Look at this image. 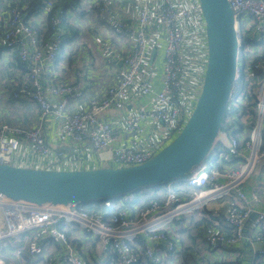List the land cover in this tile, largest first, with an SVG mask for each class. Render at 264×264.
<instances>
[{
  "label": "built area",
  "instance_id": "built-area-1",
  "mask_svg": "<svg viewBox=\"0 0 264 264\" xmlns=\"http://www.w3.org/2000/svg\"><path fill=\"white\" fill-rule=\"evenodd\" d=\"M30 1L0 0L3 4L0 47L5 54H15L27 66L22 82L13 84V97L31 102L43 122L50 115L58 119L64 134L77 146L88 144L92 151L100 154L111 150L110 159L116 168L150 161L166 145L163 141H168L180 125L183 128L187 123L199 98L193 90L188 92L191 79V87L196 89L201 63L208 60L205 21L199 1L155 0L153 5L151 0H143L132 26L109 17L110 36L129 38L132 45L122 58L117 81L106 88L101 99L92 98L76 110H71L70 106L84 97L79 77L66 82L49 73H54L65 47L68 35L65 25H81L77 6L93 11L96 7L103 15L108 3L98 7L101 0H67L71 4L68 6L59 4L58 0H45L36 12L29 10ZM228 2L238 34V63L221 130L208 156L185 177L174 180L176 183L169 182L162 202L154 201L146 209L133 212L121 207L107 216L109 220L105 211H87L78 205L39 206L13 201L0 193V264H6L1 252L8 247L13 248V255L21 264L30 261L91 264L80 253L81 246L78 250L62 228L68 224L76 225L82 233L99 240L100 256L106 264L145 261L170 264L169 260L176 256L173 225L179 219L190 221L192 215L204 211L209 203L226 197L233 201L225 215L210 214L215 220L201 233L207 247H235L243 241L264 245V209H256L264 204V180L256 176V170L264 161V0ZM88 16L90 14L86 13ZM154 23L160 24L165 32L162 90L158 93L144 77L151 50L148 33ZM187 23L205 33L204 44L199 43L201 51H196L199 44L185 50ZM27 89L31 91L29 95ZM137 95L149 96V105L138 107L125 121V132L136 139L130 146L112 150L117 135L113 123L105 116L115 105L131 101ZM50 96L57 100L51 102ZM154 123L161 124L165 133L156 145L143 146L140 138L146 136L148 125ZM24 143L47 163L46 166L55 169L65 166L62 161L58 162L66 160L65 154L47 144L42 122L29 131L0 123V163L14 166L13 158ZM68 164L72 167V163ZM179 186L194 189V192L186 195L179 191ZM111 203L106 201L105 206L111 207ZM120 206L121 201L117 207ZM253 213L257 215L256 221L248 227ZM218 220H222L228 234L219 231ZM29 231H33L35 237H22ZM49 247L55 250L49 252ZM258 256V264H264V248L258 251Z\"/></svg>",
  "mask_w": 264,
  "mask_h": 264
},
{
  "label": "crops",
  "instance_id": "crops-1",
  "mask_svg": "<svg viewBox=\"0 0 264 264\" xmlns=\"http://www.w3.org/2000/svg\"><path fill=\"white\" fill-rule=\"evenodd\" d=\"M44 1L34 0V3L36 2L37 4L36 12L43 6ZM142 2L143 0H101L97 4L98 7L104 3H108V10L103 15L99 14V10L96 7H94L95 10L93 11L87 7L77 6L81 25L79 27L72 23L65 25V32L68 34L65 47L61 52L58 62L55 64L54 73H49V76L55 75L66 82L73 81L76 77H79V80L83 83L84 97L77 104H72L70 106L71 110L80 109L92 98L101 99L106 88L117 81L119 70L122 66V58L132 44L129 38L110 36L112 28L107 20L109 17H113L115 20H122L128 25H135ZM58 3L71 5L67 0H58ZM151 3L153 5L156 4L155 0H151ZM0 9H3L2 3L0 4ZM86 13H89L90 16L86 17ZM72 21H75V19ZM187 27L194 30L192 23H187ZM148 34L151 50L149 62L144 71V77L149 79L154 92L158 93L162 90L165 32L160 24L154 23L150 27ZM154 49L156 50V55L153 62H151V53ZM18 66V59L15 55L10 56L9 54H5L2 49L0 50V98H3L5 107L9 105L10 110L18 113L14 117V121L5 120L7 123L4 124L31 129L33 126L28 127L24 123L30 124L35 114H38L37 121L43 123L47 144L56 152H63L66 160H58V162L62 161L65 165L59 169L48 167L46 166L47 163L43 162L40 156L33 153L31 147L24 143L21 151L13 158V165L27 169L50 168L55 171H87L100 168H116V165L110 159L111 150L100 154L92 151L88 144L77 146L73 143L70 136L64 134L61 122L58 119L50 115L43 122L39 119L38 109L31 102L13 97L12 82L15 81L16 77L22 76L21 71L24 70ZM206 67L207 61L203 60L201 63V73L197 78L199 83L196 87L197 96H199L202 89ZM56 100V97L50 96L51 102ZM145 105H149V96L137 95L131 101L115 105L105 116L107 120L113 123L114 131L117 135V140L114 142L112 150L118 147L130 146L131 142L136 139L133 134L125 132V121L138 107ZM34 112L36 113L34 114ZM8 115L9 112L7 110H0V118L2 116L7 117ZM164 133V127L161 124H150L148 125L146 136L140 138L142 139L141 144L147 147L154 146L160 142ZM68 163H72V167ZM263 165L264 161L256 170V176L262 180H264ZM179 187H181L179 191L182 189V193L194 192V189H187L184 186ZM152 192L150 191V193ZM232 201L231 198L227 197L223 200L213 201L204 208V211L192 215L190 221L179 219L173 225L176 256L175 259H171L169 262L171 263L172 261L173 264H188L192 261L193 264H218L219 262L237 261L239 264H257L260 260L258 251L264 248V245L261 243L243 241L235 247L219 245L215 249H209L201 238V233L206 228L205 224L208 223L207 221L212 222L215 220V217L210 214L217 212L218 217L224 216ZM115 204H118V202ZM261 208L264 209V204L259 207L256 206V209L260 210ZM256 218L257 215L253 213L248 227L252 226ZM218 222L220 223L218 226L219 231L228 234L229 231L221 224L222 220H218ZM62 227L69 237H75L76 242H73V244L77 246L78 250L79 245L81 246L83 251L79 252L87 260L90 259L89 262L91 264H95V262L103 264L98 259L101 258L100 249L102 247L98 239L82 233L74 224L63 225ZM258 244L260 247H258ZM54 250L55 247H49L48 249L49 252ZM161 251L164 252V249ZM4 259L7 260L6 264L22 263L13 257V255L5 254ZM42 264H45V262Z\"/></svg>",
  "mask_w": 264,
  "mask_h": 264
},
{
  "label": "water",
  "instance_id": "water-1",
  "mask_svg": "<svg viewBox=\"0 0 264 264\" xmlns=\"http://www.w3.org/2000/svg\"><path fill=\"white\" fill-rule=\"evenodd\" d=\"M198 1L205 21L207 67L195 109L172 142L150 161L127 168L51 171L0 163V193L13 201L39 206L78 205L174 181L199 165L221 130L235 79L239 43L228 0ZM155 55L154 49L151 62Z\"/></svg>",
  "mask_w": 264,
  "mask_h": 264
},
{
  "label": "trees",
  "instance_id": "trees-1",
  "mask_svg": "<svg viewBox=\"0 0 264 264\" xmlns=\"http://www.w3.org/2000/svg\"><path fill=\"white\" fill-rule=\"evenodd\" d=\"M36 6H37V4H36V2L34 3V0H31L30 1V3H29V10L30 11H35L37 8H36ZM39 6V5H38ZM2 48L0 47V50H1ZM3 51H4V49H2ZM13 55H15V54H13ZM16 56V55H15ZM16 58L18 59V57L16 56ZM18 64H19V68L21 69V68H23L24 70L23 71H21L22 72V76L20 75V77H16V79H15V81H13L12 82V85L13 84H15L17 81L19 82V83H21L22 82V80L24 79V77H25V75H26V73H27V70H26V64H24V63H21L20 62V60L18 59ZM18 79H20V80H18ZM13 87V86H12ZM31 93V91H28V89H27V94L29 95ZM22 100H25L24 98H22ZM180 128H182V125H180L179 127H178V129H176V133H174V135H172L169 139H168V141L166 142L167 144L166 145H168L170 142H172L175 138H176V136L178 135V133L182 130V129H180ZM178 130H180L179 132H178ZM165 145V146H166ZM164 146V147H165ZM176 180V179H175ZM171 181H173V180H171ZM171 181H169V182H171ZM169 182H167V183H169ZM167 183H162V184H159V185H155V186H150V187H144V188H141V189H138V190H136V191H134V192H131V193H128V194H126L127 195V197H129V196H131L132 195V200L131 201H126V202H124V198L125 199H129V198H126L125 196L126 195H120V196H117V197H113V198H110V199H108V200H112L113 201V204H112V206L111 207H106L105 206V201L106 200H97V201H91V202H87V203H84V204H78V206L79 207H83V209H86V208H94V210L95 211H97V212H103V211H105L107 214H106V217L109 215V214H113V213H116L117 211H119V209L122 207V209H129V211L130 212H133V211H135V210H142V209H146L152 202H154V201H159V202H162L163 200V197L166 195V192H167V190H166V188H164L165 187V185L167 184ZM147 189H150V190H152L153 192L152 193H147V194H145L146 196L143 198V199H140V200H138V197L141 195V194H143V193H140V192H142L143 190H147ZM122 202V206H120V207H117V205L118 204H115L116 202H120V201ZM115 202V203H114ZM107 220H109V217H107L106 218ZM208 223L207 224H205V227H208V226H210V224H211V222L208 220L207 221ZM63 228V227H62ZM69 236V235H68ZM22 237H35L34 236V233H33V231H29V232H26V233H24L23 235H22ZM202 238V237H201ZM202 240H203V238H202ZM13 252H14V250H13V248L12 247H8V250L7 251H4L3 253H4V255L5 254H7V255H13ZM13 257H14V255H13ZM24 259L26 260H29V258H28V256H26V255H24ZM6 260V259H5ZM7 261V260H6ZM231 262H233V263H235V264H239V262H237V261H231ZM7 263V262H6ZM110 263H112V262H110ZM223 263H225V264H227V263H229V262H223ZM259 263V262H258ZM257 263V264H258ZM28 264H36V262L34 263V262H32V261H30V262H28ZM112 264H117V263H112ZM141 264H153V263H151V262H149V261H145V262H143V263H141ZM170 264H173V262L171 261V263ZM188 264H193V262L192 261H190Z\"/></svg>",
  "mask_w": 264,
  "mask_h": 264
},
{
  "label": "rangeland",
  "instance_id": "rangeland-1",
  "mask_svg": "<svg viewBox=\"0 0 264 264\" xmlns=\"http://www.w3.org/2000/svg\"><path fill=\"white\" fill-rule=\"evenodd\" d=\"M196 28V26L194 27V30H192V29H190L189 27H187V25H186V29H185V31H184V38H185V40H186V44H185V50L186 49H189V50H191L193 47H196L199 43H201V44H204V42H205V40H204V32H203V30L202 29H200V30H197V29H195ZM203 36V37H202ZM199 38V39H198ZM200 44L196 47V51H201L200 50ZM194 49V48H193ZM189 52V51H188ZM189 59H190V61H189V65H191V57H189ZM190 79H191V77H190ZM193 83V81H192V79H191V81H190V86H189V88H188V92H191V90H193L194 91V93H197V89H193L192 87H191V84ZM195 86V85H194ZM13 98V97H12ZM2 109H4V110H7L8 112H9V115L6 117V116H2L1 118H0V123L1 124H4V123H7V122H5V120H9V121H14L15 119H14V117L16 116V115H18V113H15L14 111H12V110H10V107H9V105H6V107L4 106V104H3V98H0V110H2ZM36 112H34V114H35ZM37 117H38V114L36 115L35 114V117H33V119L30 121V124H27V122H25L24 124H26V125H28V127H32L31 129H35V128H37V126H38V124H39V122L37 121ZM6 118V119H5ZM12 125V124H11ZM42 125H43V123H42ZM13 127H17V126H13ZM18 128H20L21 130H24V131H29V130H31V129H24V128H22V127H18ZM181 129V128H180ZM180 130H178V132H179ZM45 137V136H44ZM167 142V140L166 141H163V145L165 144ZM167 144V143H166ZM164 148V147H163ZM161 151V150H160ZM159 151V152H160ZM171 183H176V181H174V182H172L171 181ZM171 183H169V184H171ZM168 184V183H167ZM165 185V187L164 188H167V186L169 185ZM180 190V189H179ZM146 191H147V193H150V191H152V190H150V189H147V190H143L142 192H143V194H141L139 197H138V200H140V199H143L146 195L145 194H147L146 193ZM180 192H182V189H181V191ZM145 193V194H144ZM186 194H192V193H186ZM166 196V195H165ZM165 196L163 197V199L162 200H164V198H165ZM126 198H131L132 199V195L131 196H129V197H127V195L125 196ZM124 201L126 200L125 198L123 199ZM106 201H109V202H112L113 203V201L112 200H106ZM105 201V202H106ZM120 201V200H119ZM111 203V204H112ZM83 208V207H82ZM91 209H94V208H86L85 210H87V211H91ZM68 235V234H67ZM69 237V236H68ZM69 239H70V241L71 242H76V239H75V237H69ZM137 245L139 246L140 244L137 242ZM137 246V247H138ZM4 251H2L1 252V256L2 257H4L5 255H4V253H3ZM98 252V251H97ZM99 259V261L100 262H103V264H106L107 262L103 259V257L102 258H98ZM88 260H90V259H88ZM95 264H97V262H95Z\"/></svg>",
  "mask_w": 264,
  "mask_h": 264
}]
</instances>
